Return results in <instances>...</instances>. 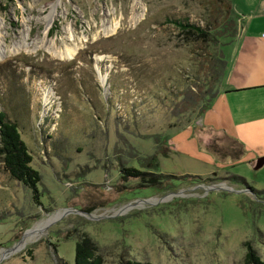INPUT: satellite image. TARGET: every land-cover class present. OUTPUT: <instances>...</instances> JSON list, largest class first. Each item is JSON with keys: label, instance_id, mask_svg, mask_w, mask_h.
Returning <instances> with one entry per match:
<instances>
[{"label": "rangeland", "instance_id": "rangeland-1", "mask_svg": "<svg viewBox=\"0 0 264 264\" xmlns=\"http://www.w3.org/2000/svg\"><path fill=\"white\" fill-rule=\"evenodd\" d=\"M256 2L0 0V108L39 173L33 191L0 160V264H74L81 238L101 264H241L244 240L264 259V129L204 120L223 78L206 108L196 100L209 54L264 21ZM166 15L221 34L195 44ZM120 165L161 172L159 185Z\"/></svg>", "mask_w": 264, "mask_h": 264}, {"label": "trees", "instance_id": "trees-1", "mask_svg": "<svg viewBox=\"0 0 264 264\" xmlns=\"http://www.w3.org/2000/svg\"><path fill=\"white\" fill-rule=\"evenodd\" d=\"M165 22H170L178 30L183 31L185 34H193V42L200 44L202 41H212L215 36L221 33L213 32L211 28L217 27L213 24L211 27L207 25H201L194 21H189L187 17L170 16L166 15ZM214 23H216L214 21ZM234 35L233 33L230 35ZM233 37V36H232ZM211 55L209 54L208 67V81L203 82V85H199L198 93H196L197 101L200 100L202 103V110L209 105L210 100L216 93L215 83L219 82L224 77L225 73V61L226 55ZM217 84V83H216ZM202 86V87H201ZM194 99V98H193ZM195 100V99H194ZM200 106V107H201ZM236 142L235 150L233 154L238 156L242 151V146L239 142ZM237 146V147H236ZM151 157V156H150ZM146 160H149V158ZM0 160L3 166L6 168L10 176L21 181L24 185L30 187L35 191V186L39 180V173L30 165L31 156L27 150L26 144L20 137V133L17 130V123L15 120L10 119L6 112L0 108ZM120 174L123 178L125 177H138L141 180H146L147 184L159 185V176L161 172H147L146 170L140 169L137 166H125L120 165ZM144 174L148 177L144 178ZM161 177V176H160ZM228 177L241 181L245 187H249L242 176L232 174ZM87 239L81 238L76 240L74 247L73 262L74 264H101L100 259L97 256L91 255V250L87 247ZM244 252L241 260V264H264V259L260 257L256 248L248 240L242 242ZM124 264H156L148 261H138L125 259Z\"/></svg>", "mask_w": 264, "mask_h": 264}, {"label": "crops", "instance_id": "crops-1", "mask_svg": "<svg viewBox=\"0 0 264 264\" xmlns=\"http://www.w3.org/2000/svg\"><path fill=\"white\" fill-rule=\"evenodd\" d=\"M256 9L264 16V0H257ZM228 47L223 89L205 109L204 120L226 133L246 121L264 129V21H241ZM240 108L248 116L240 115Z\"/></svg>", "mask_w": 264, "mask_h": 264}, {"label": "bare ground", "instance_id": "bare-ground-1", "mask_svg": "<svg viewBox=\"0 0 264 264\" xmlns=\"http://www.w3.org/2000/svg\"><path fill=\"white\" fill-rule=\"evenodd\" d=\"M50 16H51V15H50ZM50 16H48V20L50 19ZM138 18H139V16L136 15V14H134L133 19H138ZM116 25H117V24H116ZM116 25H114V27H112L111 25H105V26H104V30H105V32H109V31L114 30L115 27H116ZM27 44H28V43H26V41L23 40V41L17 43V44L14 46V50H17V49H19V48H25V49H27ZM38 46H43V47H44L45 49H47L50 53L55 54V55H58V56H62V55H64V56L69 57V56L72 54V52H73V49H72V48H67V47L64 48V49L57 48L52 40H48V41H46V40H42V41L39 43ZM3 51H5V50H3ZM0 55H1V53H0Z\"/></svg>", "mask_w": 264, "mask_h": 264}, {"label": "water", "instance_id": "water-1", "mask_svg": "<svg viewBox=\"0 0 264 264\" xmlns=\"http://www.w3.org/2000/svg\"><path fill=\"white\" fill-rule=\"evenodd\" d=\"M263 160H264V155L258 156L254 162V167L260 166L262 164Z\"/></svg>", "mask_w": 264, "mask_h": 264}]
</instances>
